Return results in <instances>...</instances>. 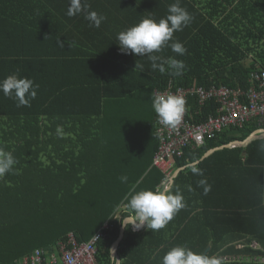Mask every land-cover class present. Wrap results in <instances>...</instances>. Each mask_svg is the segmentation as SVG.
Listing matches in <instances>:
<instances>
[{
    "label": "trees",
    "instance_id": "obj_1",
    "mask_svg": "<svg viewBox=\"0 0 264 264\" xmlns=\"http://www.w3.org/2000/svg\"><path fill=\"white\" fill-rule=\"evenodd\" d=\"M87 2L90 10L107 17L99 28L90 27L83 14L68 17L69 0H0V81L19 73L39 85L30 107L18 108L0 92V150L18 161L0 177V264H18L36 249H55L70 234L86 243L106 225L97 258L99 264H116L109 251L128 213L125 197L142 189L161 190L165 179L152 167L159 148L155 91L171 81L177 87L247 90L252 73L264 70V0H180L193 19L169 44L178 41L187 53L178 56L170 47L158 53L185 62L180 77L152 70L146 56L122 54L116 40L143 18H165L176 0ZM133 99L143 101L144 110L146 99L151 102L150 145L137 146L136 154L117 125L121 105ZM109 103L117 110H108ZM191 103L196 123L219 108L215 101L203 108ZM260 127L252 121L187 149L176 159L174 172L213 148L247 139ZM262 144L257 140L246 148L215 152L196 165L203 177L190 167L180 172L170 191L179 189L186 207L159 231L129 227L119 247L122 264H161L177 245L219 257L232 254L233 244L246 237L264 245ZM201 179L205 185L198 184Z\"/></svg>",
    "mask_w": 264,
    "mask_h": 264
},
{
    "label": "clouds",
    "instance_id": "obj_2",
    "mask_svg": "<svg viewBox=\"0 0 264 264\" xmlns=\"http://www.w3.org/2000/svg\"><path fill=\"white\" fill-rule=\"evenodd\" d=\"M167 16L158 22L146 17L137 24L120 31L116 40L122 54H130L139 57H147L151 62L152 70H159L161 73L168 71L173 77H180L184 74L186 64L183 60L169 57L167 59L158 55L164 48L170 47L171 51L178 56L187 53V49L180 42H173V34L183 31L191 21L192 16L180 6V0L170 4L167 9ZM83 14L89 22L90 27L99 28L101 23L107 19L106 16L90 10L87 0H69V7L66 15L74 17ZM57 43L64 47L63 43ZM167 65V69L165 68ZM136 68L143 70V65L136 64ZM38 84L27 77H20L19 73L8 75L0 81V92L5 97L16 101V107H30L31 101L37 97ZM186 99L176 94H157L152 97V108L156 114L157 122L167 128L176 129L186 113ZM264 151V144L260 146ZM18 163L11 153L0 150V177L13 171V166ZM191 172L195 176H204L203 169L195 163L189 165ZM122 182L127 181V176H121ZM199 185H205L206 179L198 181ZM128 201L126 216L120 221L122 227L127 230H140L146 228L153 232L159 231L174 218V216L186 207L184 198L179 189L175 193L165 190L142 189L134 191L130 196H126ZM110 256L113 261L115 249H111ZM161 264H224L223 258L219 256H209L203 253L192 251L186 245H177L170 248L162 257Z\"/></svg>",
    "mask_w": 264,
    "mask_h": 264
},
{
    "label": "built area",
    "instance_id": "obj_3",
    "mask_svg": "<svg viewBox=\"0 0 264 264\" xmlns=\"http://www.w3.org/2000/svg\"><path fill=\"white\" fill-rule=\"evenodd\" d=\"M157 94H176L186 99V113L176 129H170L156 123V134L159 148L155 153L152 167L159 169L166 182L174 174L176 159L182 158L187 149L204 146L209 139H217L230 129L244 128L252 121H257L264 129V70L252 73L251 86L247 90L225 86L205 88L202 86L177 87L171 81ZM203 108L215 101L219 104L216 115H211L202 122L196 123L192 117L193 105ZM200 114L199 112L196 113ZM163 182V183H164ZM101 228L90 241L78 243L73 234L65 242H60L55 249H36L24 256L18 264H99L98 244L104 238ZM232 254L220 256L224 264H264V245L257 240L246 237L233 244ZM248 250L247 254H245Z\"/></svg>",
    "mask_w": 264,
    "mask_h": 264
},
{
    "label": "crops",
    "instance_id": "obj_4",
    "mask_svg": "<svg viewBox=\"0 0 264 264\" xmlns=\"http://www.w3.org/2000/svg\"><path fill=\"white\" fill-rule=\"evenodd\" d=\"M154 96H155V93H154ZM121 103H123V102H121ZM150 104H151V102H150ZM150 104L148 102V99H146L145 110H144L143 101L137 103V101L135 99H133L132 102H130L128 104L123 103L121 105L122 107L119 109V117L121 118L122 122L120 124H117V125L119 127L123 128L124 136H125L124 143H125V145L129 144V147H130L131 151L134 152V154H136L138 152L137 146L142 147V149L144 150L145 148H148L150 145V142H148L149 136L147 135L148 128L150 127V122H149V117H148L149 111H150V106H151ZM109 108L111 110H117V108L116 109L111 108V103L108 104V110H109ZM75 137L76 136L73 135V138H75ZM145 143H146V145L143 148ZM134 232H139V230H136Z\"/></svg>",
    "mask_w": 264,
    "mask_h": 264
},
{
    "label": "water",
    "instance_id": "obj_5",
    "mask_svg": "<svg viewBox=\"0 0 264 264\" xmlns=\"http://www.w3.org/2000/svg\"><path fill=\"white\" fill-rule=\"evenodd\" d=\"M257 140H264V129H261V130H257L255 132H253L247 139L245 140H237V141H233V142H230L228 144H225V145H222V146H219V147H216V148H213L209 151H207L203 157L194 162L196 165H198L200 162H202L203 160H205L206 158L210 157L211 155H213L215 152H218V151H222L224 149H231V148H237V147H242V148H246L248 147L252 142L254 141H257ZM193 164V163H191ZM189 164V165H191ZM189 165L185 166V167H182V168H179L177 169L174 174L171 176L170 179H168L166 182L163 183L162 187H161V190H170L172 188V185L174 184L175 182V179L178 177V175L180 174V172H182L183 170L189 168ZM141 230V229H140ZM139 230V231H140ZM125 234H126V230L121 227V230H120V236L119 238L117 239V241L113 244L112 246V249L114 248L115 249V257H116V264H122V261H121V257H120V254H119V247H120V244L121 242L124 240V237H125ZM209 250V249H208ZM207 254V253H205Z\"/></svg>",
    "mask_w": 264,
    "mask_h": 264
},
{
    "label": "rangeland",
    "instance_id": "obj_6",
    "mask_svg": "<svg viewBox=\"0 0 264 264\" xmlns=\"http://www.w3.org/2000/svg\"><path fill=\"white\" fill-rule=\"evenodd\" d=\"M230 133H232L233 135H239V134H241V132L239 131V130H232V131H229ZM41 230V232H42V234H43V230L42 229H40ZM34 243V242H33ZM32 243V244H33Z\"/></svg>",
    "mask_w": 264,
    "mask_h": 264
},
{
    "label": "bare ground",
    "instance_id": "obj_7",
    "mask_svg": "<svg viewBox=\"0 0 264 264\" xmlns=\"http://www.w3.org/2000/svg\"><path fill=\"white\" fill-rule=\"evenodd\" d=\"M54 248V247H53ZM44 249V248H43ZM49 250V249H48Z\"/></svg>",
    "mask_w": 264,
    "mask_h": 264
}]
</instances>
